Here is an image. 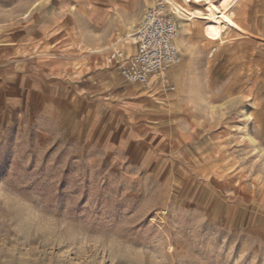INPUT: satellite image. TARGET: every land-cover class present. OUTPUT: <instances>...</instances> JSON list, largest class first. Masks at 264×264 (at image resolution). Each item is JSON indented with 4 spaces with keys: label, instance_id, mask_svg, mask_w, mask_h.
<instances>
[{
    "label": "rangeland",
    "instance_id": "1",
    "mask_svg": "<svg viewBox=\"0 0 264 264\" xmlns=\"http://www.w3.org/2000/svg\"><path fill=\"white\" fill-rule=\"evenodd\" d=\"M107 1L0 0V264H264V0L217 41L168 7L153 89L108 60L165 1Z\"/></svg>",
    "mask_w": 264,
    "mask_h": 264
},
{
    "label": "built area",
    "instance_id": "2",
    "mask_svg": "<svg viewBox=\"0 0 264 264\" xmlns=\"http://www.w3.org/2000/svg\"><path fill=\"white\" fill-rule=\"evenodd\" d=\"M178 34L175 17L165 3H159L145 13L135 36L134 53L127 55L122 49L114 48L108 63L116 65L125 82L148 86L153 76L180 64Z\"/></svg>",
    "mask_w": 264,
    "mask_h": 264
},
{
    "label": "bare ground",
    "instance_id": "3",
    "mask_svg": "<svg viewBox=\"0 0 264 264\" xmlns=\"http://www.w3.org/2000/svg\"><path fill=\"white\" fill-rule=\"evenodd\" d=\"M164 1L166 4H168V7L171 10V12L174 15L178 16L177 18L181 20L189 19L190 21L196 20L200 24H204V23L208 24V27L205 29L204 34L211 41L219 40L223 36V34H226L227 30L234 31V32H241L243 30L242 26L236 21L235 11L233 10L238 4L239 0H219L218 3H212L209 6L208 13L190 10L186 8L185 6L181 5L180 3L176 2L175 0H164ZM162 2L163 1L161 2L159 1V3H162ZM177 26H178V31H179L178 23H177ZM180 34L181 32L178 34V36H180ZM132 36L133 35H131L130 37ZM135 43H136V39H135ZM176 44H177V47L179 48L181 44V39H179V37H177ZM135 47L131 43H129L126 47L127 53L130 54V51L132 49H134L135 51ZM181 63L182 61L180 62V64ZM171 71H172V68L168 69L167 71H164L163 73L153 76L150 83L153 82L157 85V83H160V82L163 84L165 80L169 81Z\"/></svg>",
    "mask_w": 264,
    "mask_h": 264
},
{
    "label": "crops",
    "instance_id": "4",
    "mask_svg": "<svg viewBox=\"0 0 264 264\" xmlns=\"http://www.w3.org/2000/svg\"><path fill=\"white\" fill-rule=\"evenodd\" d=\"M122 2H124V0H108L107 1V6L108 7H115L116 5H118V4H120V3H122ZM241 4V0H239V2H238V4L236 5V7L238 6V5H240ZM236 13V12H235ZM116 48V47H115ZM114 64V63H113ZM111 73H113V74H115V75H110V77H106V80H110V81H114V80H120L121 79V77H120V75H119V73H118V71H117V69H114V71L112 70L111 71ZM171 82H172V80L168 83V84H166L165 85V91L164 92H166L167 91V89H168V86L171 84ZM153 82H151L150 83V86L152 87V89H153ZM130 85H133V84H130ZM170 88H172V87H170ZM150 92V91H149ZM134 94V92L132 91V90H130L129 91V95H133ZM143 94H148V92L146 93V92H144Z\"/></svg>",
    "mask_w": 264,
    "mask_h": 264
},
{
    "label": "snow or ice",
    "instance_id": "5",
    "mask_svg": "<svg viewBox=\"0 0 264 264\" xmlns=\"http://www.w3.org/2000/svg\"><path fill=\"white\" fill-rule=\"evenodd\" d=\"M7 192H8V190L7 189H5V192L4 193H2L3 195H7Z\"/></svg>",
    "mask_w": 264,
    "mask_h": 264
}]
</instances>
